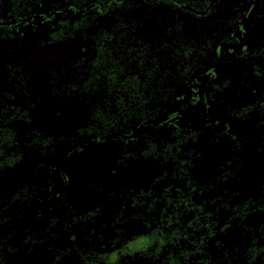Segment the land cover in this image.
I'll return each mask as SVG.
<instances>
[{"label": "trees", "instance_id": "trees-1", "mask_svg": "<svg viewBox=\"0 0 264 264\" xmlns=\"http://www.w3.org/2000/svg\"><path fill=\"white\" fill-rule=\"evenodd\" d=\"M213 1L0 0V264H264V0Z\"/></svg>", "mask_w": 264, "mask_h": 264}, {"label": "rangeland", "instance_id": "rangeland-1", "mask_svg": "<svg viewBox=\"0 0 264 264\" xmlns=\"http://www.w3.org/2000/svg\"><path fill=\"white\" fill-rule=\"evenodd\" d=\"M53 48H57L59 52H62L59 47H53ZM65 51H69V50H64ZM61 53V57L59 59L62 58H67L68 57V53ZM45 63H47V61H45ZM45 63L43 62H39L35 63L34 67V71L37 73V76L35 78H33V81L30 84V87H32L31 90L35 91V93L39 92V91H44L45 90V86L47 85V83H49V80H47V77H50V68L49 66L45 65ZM48 64V63H47ZM264 72V71H263ZM46 75V76H45ZM47 87V86H46ZM30 126L29 125H25L20 129V134H26L29 130H30ZM143 242H145L144 239L139 240L137 243H134V247L138 246L140 244H142ZM132 245V247H133Z\"/></svg>", "mask_w": 264, "mask_h": 264}, {"label": "water", "instance_id": "water-1", "mask_svg": "<svg viewBox=\"0 0 264 264\" xmlns=\"http://www.w3.org/2000/svg\"><path fill=\"white\" fill-rule=\"evenodd\" d=\"M215 1V0H214ZM213 1V2H214ZM212 5V4H211ZM256 10V6H254L252 8V10L250 11L248 17H247V20H246V32H245V36H244V41L243 43L241 44L242 47L244 46H247L248 42H249V33H248V28L250 26V22H251V19H252V16H253V13L254 11ZM209 79V76L207 77L206 81ZM204 86L206 85V83L203 84Z\"/></svg>", "mask_w": 264, "mask_h": 264}, {"label": "flooded vegetation", "instance_id": "flooded-vegetation-1", "mask_svg": "<svg viewBox=\"0 0 264 264\" xmlns=\"http://www.w3.org/2000/svg\"><path fill=\"white\" fill-rule=\"evenodd\" d=\"M250 13V12H249ZM249 13H248V15H249ZM246 24V23H245ZM248 33H249V31H248ZM241 34V33H240ZM249 35V34H248ZM244 36H245V33L242 35H240V39H239V41H240V43L238 44V45H236V47L237 48H239V49H244V48H240V46H241V44L243 43V41H244ZM249 45V42H248V44H247V46ZM247 46H245V47H247ZM242 47V46H241Z\"/></svg>", "mask_w": 264, "mask_h": 264}, {"label": "clouds", "instance_id": "clouds-1", "mask_svg": "<svg viewBox=\"0 0 264 264\" xmlns=\"http://www.w3.org/2000/svg\"><path fill=\"white\" fill-rule=\"evenodd\" d=\"M113 259H115V257H113Z\"/></svg>", "mask_w": 264, "mask_h": 264}]
</instances>
